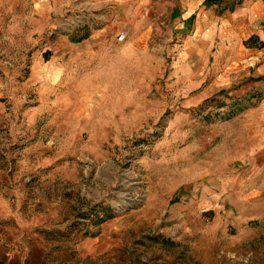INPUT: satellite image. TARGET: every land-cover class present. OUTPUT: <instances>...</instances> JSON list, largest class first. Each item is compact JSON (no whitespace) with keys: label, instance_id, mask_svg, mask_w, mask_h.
Instances as JSON below:
<instances>
[{"label":"rangeland","instance_id":"rangeland-1","mask_svg":"<svg viewBox=\"0 0 264 264\" xmlns=\"http://www.w3.org/2000/svg\"><path fill=\"white\" fill-rule=\"evenodd\" d=\"M46 1L0 0V264H264V84L159 0Z\"/></svg>","mask_w":264,"mask_h":264},{"label":"crops","instance_id":"crops-1","mask_svg":"<svg viewBox=\"0 0 264 264\" xmlns=\"http://www.w3.org/2000/svg\"><path fill=\"white\" fill-rule=\"evenodd\" d=\"M53 1L47 0L43 4L44 12L50 11ZM94 2L97 7V3L107 6L144 5L149 0ZM159 3L171 6L164 13L165 18L172 21L174 32L189 37L190 51L192 46L200 43L214 46L218 38L227 54V71L235 70L239 78L246 77L245 86L249 81L264 84V0H159ZM35 5L37 3H34L37 7ZM197 51L201 49L197 48ZM242 72H245L243 76Z\"/></svg>","mask_w":264,"mask_h":264},{"label":"built area","instance_id":"built-area-1","mask_svg":"<svg viewBox=\"0 0 264 264\" xmlns=\"http://www.w3.org/2000/svg\"><path fill=\"white\" fill-rule=\"evenodd\" d=\"M119 40L120 41H124L125 40V35L124 34L120 35Z\"/></svg>","mask_w":264,"mask_h":264},{"label":"trees","instance_id":"trees-1","mask_svg":"<svg viewBox=\"0 0 264 264\" xmlns=\"http://www.w3.org/2000/svg\"><path fill=\"white\" fill-rule=\"evenodd\" d=\"M213 1L219 2V1H221V0H213Z\"/></svg>","mask_w":264,"mask_h":264}]
</instances>
